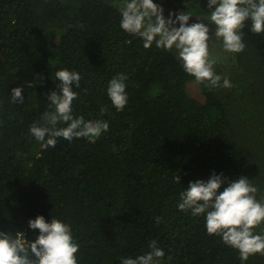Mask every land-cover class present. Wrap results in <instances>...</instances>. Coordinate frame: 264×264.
Listing matches in <instances>:
<instances>
[{"label":"trees","instance_id":"16d2710c","mask_svg":"<svg viewBox=\"0 0 264 264\" xmlns=\"http://www.w3.org/2000/svg\"><path fill=\"white\" fill-rule=\"evenodd\" d=\"M170 1L194 16L209 12L207 0ZM119 21L110 0H0V231L35 239L29 219L58 218L79 244L78 264H121L149 251L153 239L162 264H241L238 250L206 233L203 215L176 205L189 181L212 173L248 176L257 198L264 195V33L249 22L244 51L215 66L233 87L198 85L194 96V78L173 52L144 48ZM60 69L82 76L73 115L109 128L95 143L58 138L42 149L28 129ZM117 73L128 77L119 112L106 92ZM34 79L42 83L28 88ZM17 86L22 103L11 102ZM245 264H264V256Z\"/></svg>","mask_w":264,"mask_h":264},{"label":"clouds","instance_id":"9594fccd","mask_svg":"<svg viewBox=\"0 0 264 264\" xmlns=\"http://www.w3.org/2000/svg\"><path fill=\"white\" fill-rule=\"evenodd\" d=\"M110 6L119 11V26L124 32L140 38L144 48L155 44L157 48L173 52L195 83L209 90L233 87L228 76L218 74L215 66L226 64L229 57L244 51L246 25L250 22V31L254 34L264 33V0H207V16H195L194 23H189L194 15L185 11H169L166 18L163 6L153 0H110ZM54 77L59 83L45 94L46 110L40 121L30 125L29 134L42 149L54 148L58 138L69 142L85 138L95 143L109 125L107 121L73 115V101L78 97L73 86L80 88L82 76L76 71L60 69ZM127 79L125 73H117L106 86L107 96L118 112L128 101ZM35 83L42 81H28L27 87ZM22 93V87H13L11 102L22 103ZM100 111L103 113L106 109L102 107ZM174 180L180 183V176H175ZM222 186L223 191H220ZM259 192L248 176L228 179L223 173H212L207 180L189 181L179 192L176 207L190 211L194 217L203 215L206 233L219 236L226 246L238 250L241 264H245L250 256H264V228H261L264 195L258 199ZM28 227L39 230L35 239L25 238L20 231H0V264H78L79 244L68 223L55 217L46 221L42 215H37L28 220ZM257 228L261 231L256 232ZM148 248L149 251L134 258L120 257L121 264H162L165 253L155 239Z\"/></svg>","mask_w":264,"mask_h":264},{"label":"rangeland","instance_id":"374dc122","mask_svg":"<svg viewBox=\"0 0 264 264\" xmlns=\"http://www.w3.org/2000/svg\"><path fill=\"white\" fill-rule=\"evenodd\" d=\"M158 2H160L161 4H163V8H164V16L167 18V11H168V7H172L173 8V12L174 13H178V12H182L183 10L178 7L176 4H174L172 1L170 0H157ZM155 3V2H154ZM165 5V6H164ZM193 19V23L196 22V17H190ZM213 51H215V49H213ZM198 85L196 83H193L189 86V92L194 95V96H199V89H198Z\"/></svg>","mask_w":264,"mask_h":264},{"label":"flooded vegetation","instance_id":"af4514ba","mask_svg":"<svg viewBox=\"0 0 264 264\" xmlns=\"http://www.w3.org/2000/svg\"><path fill=\"white\" fill-rule=\"evenodd\" d=\"M156 2L159 3L157 0H156ZM169 11H172V12H173V8H172V7H168V11H167V13H169ZM167 17H168V14H167ZM173 18H174V17H173ZM189 23H193V19H192V18H190ZM176 26L178 27L179 24L177 23Z\"/></svg>","mask_w":264,"mask_h":264},{"label":"built area","instance_id":"2783aa9c","mask_svg":"<svg viewBox=\"0 0 264 264\" xmlns=\"http://www.w3.org/2000/svg\"><path fill=\"white\" fill-rule=\"evenodd\" d=\"M20 232H22L24 234V237L27 238L26 232L24 230L23 231H20Z\"/></svg>","mask_w":264,"mask_h":264}]
</instances>
